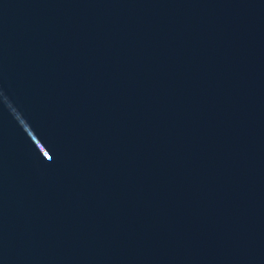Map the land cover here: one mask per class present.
I'll return each mask as SVG.
<instances>
[{"label": "water", "instance_id": "1", "mask_svg": "<svg viewBox=\"0 0 264 264\" xmlns=\"http://www.w3.org/2000/svg\"><path fill=\"white\" fill-rule=\"evenodd\" d=\"M0 264H264V0H0Z\"/></svg>", "mask_w": 264, "mask_h": 264}]
</instances>
